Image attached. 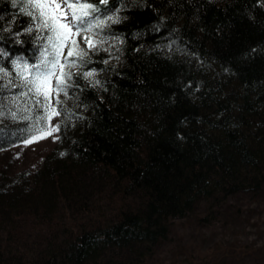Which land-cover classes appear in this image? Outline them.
<instances>
[{"label": "trees", "instance_id": "16d2710c", "mask_svg": "<svg viewBox=\"0 0 264 264\" xmlns=\"http://www.w3.org/2000/svg\"><path fill=\"white\" fill-rule=\"evenodd\" d=\"M18 4L0 0V86L40 56ZM98 6L103 48L72 69L53 148L0 170V264H154L178 220L264 193V0ZM2 102L0 150L32 135Z\"/></svg>", "mask_w": 264, "mask_h": 264}, {"label": "snow or ice", "instance_id": "6c2138e0", "mask_svg": "<svg viewBox=\"0 0 264 264\" xmlns=\"http://www.w3.org/2000/svg\"><path fill=\"white\" fill-rule=\"evenodd\" d=\"M108 3L109 0H19L21 12L31 19L26 31L36 32L42 44L37 62L13 61V70L20 84H13L8 79L0 89L21 90L0 98V117L6 114L3 99L16 107V110H10L12 119L18 118L20 104L24 103L22 110L27 114L23 119L32 122V135L24 141L25 144L59 131V125L52 124V121L61 115L60 97L62 94L67 96L72 87V69L79 71L89 52L104 43L97 38V30L106 25L98 5L107 6ZM107 19L113 18L109 16ZM83 75L88 79L95 72L89 70ZM11 76L12 72L0 67V79Z\"/></svg>", "mask_w": 264, "mask_h": 264}, {"label": "rangeland", "instance_id": "374dc122", "mask_svg": "<svg viewBox=\"0 0 264 264\" xmlns=\"http://www.w3.org/2000/svg\"><path fill=\"white\" fill-rule=\"evenodd\" d=\"M98 47L103 48L102 44ZM56 136L57 132L0 150V170L35 167L53 148ZM216 211L213 220L200 222L195 216L178 220L154 264H264V193H237Z\"/></svg>", "mask_w": 264, "mask_h": 264}]
</instances>
